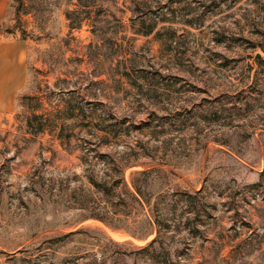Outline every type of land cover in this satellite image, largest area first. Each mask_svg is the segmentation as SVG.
Returning a JSON list of instances; mask_svg holds the SVG:
<instances>
[{"label": "rangeland", "instance_id": "obj_1", "mask_svg": "<svg viewBox=\"0 0 264 264\" xmlns=\"http://www.w3.org/2000/svg\"><path fill=\"white\" fill-rule=\"evenodd\" d=\"M6 39L0 264H264V0H9Z\"/></svg>", "mask_w": 264, "mask_h": 264}, {"label": "crops", "instance_id": "obj_2", "mask_svg": "<svg viewBox=\"0 0 264 264\" xmlns=\"http://www.w3.org/2000/svg\"><path fill=\"white\" fill-rule=\"evenodd\" d=\"M9 0H0V20ZM27 76L26 48L23 41H0V113L10 111Z\"/></svg>", "mask_w": 264, "mask_h": 264}, {"label": "trees", "instance_id": "obj_3", "mask_svg": "<svg viewBox=\"0 0 264 264\" xmlns=\"http://www.w3.org/2000/svg\"><path fill=\"white\" fill-rule=\"evenodd\" d=\"M65 17H66L67 20H70V18H69V12H66V13H65ZM69 28L72 29L73 27H72L71 25H69ZM155 241H156V240L153 239V240L150 242V245L153 244ZM148 246H149V245H148Z\"/></svg>", "mask_w": 264, "mask_h": 264}, {"label": "water", "instance_id": "obj_4", "mask_svg": "<svg viewBox=\"0 0 264 264\" xmlns=\"http://www.w3.org/2000/svg\"><path fill=\"white\" fill-rule=\"evenodd\" d=\"M258 57V56H257Z\"/></svg>", "mask_w": 264, "mask_h": 264}]
</instances>
